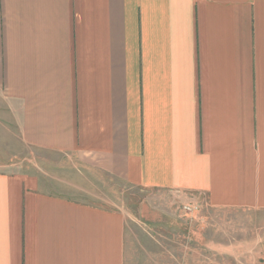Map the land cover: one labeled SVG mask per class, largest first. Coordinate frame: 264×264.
<instances>
[{
  "label": "crops",
  "instance_id": "0c3cea01",
  "mask_svg": "<svg viewBox=\"0 0 264 264\" xmlns=\"http://www.w3.org/2000/svg\"><path fill=\"white\" fill-rule=\"evenodd\" d=\"M0 264H264V0H0Z\"/></svg>",
  "mask_w": 264,
  "mask_h": 264
},
{
  "label": "rangeland",
  "instance_id": "374dc122",
  "mask_svg": "<svg viewBox=\"0 0 264 264\" xmlns=\"http://www.w3.org/2000/svg\"><path fill=\"white\" fill-rule=\"evenodd\" d=\"M61 184L62 186L65 185L64 187L67 185L65 183ZM92 185L94 187H89L88 191L85 192L62 190H66L67 194L82 200L102 202L103 204L107 201L110 208L123 210L132 221H137L149 215V213L154 214L156 211H174L171 202H169L164 193L130 187L120 181L103 183L94 181Z\"/></svg>",
  "mask_w": 264,
  "mask_h": 264
}]
</instances>
